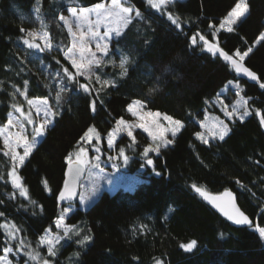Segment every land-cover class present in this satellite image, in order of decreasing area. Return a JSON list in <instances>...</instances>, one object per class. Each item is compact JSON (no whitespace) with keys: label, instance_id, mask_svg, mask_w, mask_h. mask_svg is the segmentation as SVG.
Masks as SVG:
<instances>
[{"label":"trees","instance_id":"obj_1","mask_svg":"<svg viewBox=\"0 0 264 264\" xmlns=\"http://www.w3.org/2000/svg\"><path fill=\"white\" fill-rule=\"evenodd\" d=\"M110 1L0 0V126L7 124L14 104L25 105L28 100L47 99L56 113L45 138L19 169L27 196H21L12 184V160L0 151V254L7 242L8 225L19 229L16 233L34 246L47 231L57 232L56 219L66 207L59 201L66 157L82 147L81 137L89 127L96 126L100 134L108 135L116 120L131 117L128 105L140 100L145 110L184 124L173 145L163 148L161 155H153V168L162 175L151 169V176L135 190L105 192L88 210L77 208L66 222L80 235L71 233V239L62 240L57 254L49 256L51 263L155 264L159 259L164 264H264V239L255 227H264V129L256 114V110L264 114V88L260 87L264 83V41L256 45L264 32V0H248L250 12L244 21L233 32L220 33L216 30L234 0H175L160 10L147 0H124L141 15L137 17L134 11L129 27L113 40L105 61L111 58L114 63L97 68L101 82L92 78L89 96L78 84L69 83L62 72L67 67L75 74L63 56L72 39L59 16L73 7L90 8ZM169 13L179 18L181 28L172 24ZM38 27L49 34L53 45L49 52L23 44L21 29ZM197 33L210 42L216 39L233 56L237 49L251 48L243 62L256 73L259 83L240 80L199 39L192 46L190 37ZM122 56L129 60L125 76L118 66ZM103 80L113 83L103 85ZM229 81L241 85L253 113L245 121L234 122L224 141L203 144L195 136L199 123L207 105L222 94ZM65 84L69 90L60 92ZM90 99L97 100L95 112L90 110ZM138 135L146 140L139 145L142 151L148 137ZM128 142L123 136L117 147H128ZM142 163L137 160L135 168ZM193 184L211 195L225 190L235 193L254 227L237 229L215 214ZM84 235H91L92 240L85 245L76 243ZM192 240L197 241L193 250L181 247ZM24 261L22 257L13 264Z\"/></svg>","mask_w":264,"mask_h":264},{"label":"snow or ice","instance_id":"obj_2","mask_svg":"<svg viewBox=\"0 0 264 264\" xmlns=\"http://www.w3.org/2000/svg\"><path fill=\"white\" fill-rule=\"evenodd\" d=\"M175 0H147V3L151 5L152 8L159 9L161 5L174 3ZM112 8H106L103 5H96L94 9H80V14H77V8L73 7L70 9L71 14L73 17L76 18V20L79 22V28L80 32L79 35H77V32H74L72 29V22L68 20L65 16L60 15L59 20L63 21L65 25L68 26V31L72 35V45L71 47H68L64 52L63 56L66 60L70 61V64L73 68H75V74L69 70V68L64 67L62 69V72L65 74L66 79L69 83H76L79 85V88L84 92L89 94V96L92 95L93 87L91 84V80L93 77H95V80L99 83L101 82L100 75H97L95 71L93 70V66L100 67L102 64L105 63H114L111 58H109L108 61L104 60V57L108 56L109 54V44L108 40L111 37V34L114 32L116 36L121 35V30L123 28H127V26L131 23L132 17L129 15L134 11L132 7H124L121 5L120 0H112ZM95 12L96 14V20L95 22H91L89 20V15L91 12ZM36 12H39V8L36 9ZM250 12V6L248 3V0H234L233 5L230 7V10L227 12L224 20L219 24L220 29H225L228 32L234 31V26L238 25L239 23H242L246 16ZM135 15L139 17L141 13L139 10H135ZM168 19L174 24L178 29L181 28V24L179 21V18H174L171 13L168 14ZM107 21L105 24L106 32L101 35L97 29L104 23V21ZM87 23L88 29L87 32L84 31L83 25ZM209 27H213V25H209ZM22 32L26 31L24 29H21ZM23 41V44H25L29 49H37L41 52L44 51H51L53 49V45L49 40V34L48 32L44 31L42 33L32 32L28 31L26 32V36L21 38ZM198 39L200 41H203V48L206 49L207 52L211 53L213 56H215L217 53H219L220 56L223 57L225 61L230 62L232 67L235 69L237 73H242L245 76L251 78L252 80H259V77L256 75V73L252 72L249 68L245 67L243 65V61L245 58L249 55V53L252 51L251 48H248L247 51L241 52L239 49H237L233 55H230L229 53L225 52L218 43H210L208 39L205 38V36L200 35L199 33L193 35L190 37V43L192 46H196L198 43ZM37 40H41L44 42L43 47L40 43H37ZM95 41V47L96 50L103 55L100 58H97L96 52H92L88 48V44L91 41ZM261 41H264V33H261L259 38L257 39L256 43H260ZM88 53L87 57L85 56V53ZM238 58V59H237ZM59 63V61H57ZM129 63L127 56H122L119 62V68L122 70L121 75L125 76L128 73V68L126 65ZM59 76L60 73H57ZM79 77H84L88 82L86 83H80ZM63 83V81H61ZM113 83L109 80H103V85H109ZM229 84H232V81L228 82ZM25 84H27V81H25ZM236 87L239 88V84H236ZM261 88H264V83L260 84ZM69 88L67 84H65L63 87H61L60 92L68 91ZM19 91V90H18ZM23 94V93H22ZM98 94V93H97ZM57 99H59V94L57 95ZM33 100H28V104L30 106L33 105ZM102 104L103 101H100ZM248 100H245L242 98V100H237L236 104L232 106V110L228 111L226 114L229 118L233 116H237L240 121H243L247 116L252 115V113L248 110L247 107ZM13 107L15 108L16 105L14 104ZM89 107L92 112L96 111L97 107V100L96 99H90L89 100ZM227 108V105L224 106ZM45 108L47 109V105L45 104ZM143 108V104L140 100H135L131 104L128 105L127 111L131 113L133 116H138L140 123L136 124H129L127 121L121 117L115 125V128L112 132L108 134V147L111 148L114 141L116 140L117 136L120 133H126L128 137H131L133 141H135V136L133 135V129L134 128H141L144 132L148 133V135L152 138V140L155 143V146L149 145L143 149V156L149 157L150 153H156L157 155L160 154V148L165 147L167 148L169 145L173 144L175 137L177 136V133L180 132L181 129L184 128V124L180 120H173L171 116L164 115L163 119L168 121L170 123V127L164 128L162 127L157 121L158 118L161 117V113L159 112H147L142 113L139 111V109ZM243 110V111H241ZM23 115V112H21ZM37 114H39V109H37ZM256 114L260 117V122L262 125H264V114H261L260 110H256ZM56 115V113L45 110L44 112V122H42L37 128L33 131L32 140L29 141V138L27 135H24L25 132V125L22 121L17 120L14 124L13 120L11 118L7 121L6 127H0V137H3V145H4V155L10 156L11 160L13 162L12 171L10 173L12 177V184L20 189V195L21 196H27V189H25L21 182L20 177L17 175L16 171V164L23 165L25 162V159L31 154L33 148L35 147L37 141V137H41L44 135L45 131L47 130V125L52 123V119L49 118V116L53 117ZM27 123L33 124L34 121L32 119L31 114L29 113L26 116ZM150 120V123H149ZM11 127H17L19 128V131L15 133H10L7 129ZM201 127H205V125L202 123ZM231 129L228 127L227 124L223 123V121L220 122L219 126L213 125V128L209 130V135L213 139H218L219 141H224L225 137L228 136ZM170 132L173 139H167L166 133ZM196 138L202 142L203 144H208L209 140L206 138L204 132H196L195 133ZM100 139L99 134L96 132V129L94 127H89L88 130L84 133V135L81 137L82 141H86L87 143L91 144L93 139ZM17 147H23V155H20L16 152ZM96 153H100V148H95ZM87 156V150L83 147L79 148L78 153L75 154V163L76 167L73 168V154H69L66 159L68 162V173L71 177V180L66 181L64 185V191H61L59 193V199L61 201H71L76 196V181L77 178L81 175L82 172V166L87 163L85 159L82 157ZM120 156H123V161L125 164L128 163V156L124 154V150L120 149ZM109 160L115 161L116 159H119L118 157H108ZM96 163L95 167L100 168V156L97 155L95 157ZM147 165H153V160L151 158H148L146 160ZM113 167H116L115 162L113 163ZM155 175L160 176L162 173L159 171H156L155 168L152 169ZM2 178V177H0ZM239 183V181H237ZM193 189L199 193L202 197H204L206 200H208L214 207L219 209L221 213H223L224 216H226L230 221H233L235 224H247L251 225L253 224V221L249 219L247 215H245L244 212H242L235 204V197L231 191L225 190L223 193L219 195H211L206 190H204L201 187H198L197 185H192ZM99 194L98 188H93L90 192L89 196L85 198L83 195L80 196V200L89 203L93 200L94 197H97ZM32 203H35V201H32ZM72 210L71 203L68 204L67 207L64 208V215H61V217L57 221V226L60 227L62 225L63 220L65 219V215L69 213ZM169 211H173V209L169 208ZM0 215H3L0 213ZM256 230L259 232V235L264 238V227H260L258 224L255 226ZM19 229H16L13 225L11 230H9V237L11 240H16L15 232H18ZM70 233H74L76 236L80 235L79 230L75 228V226H64L63 227V235H56V236H49L45 235L40 238L39 243L47 246V252L50 256H55L57 254L56 246L60 244L61 240H64L65 238L71 239L72 237L69 235ZM92 240L91 235H84L81 239L76 241V243L80 245H85L89 241ZM23 241L19 242L18 248L19 251H23ZM197 245L196 240H192L190 243L182 244L181 247L185 249L186 251L193 250ZM3 254H0V264H13V261L15 257L13 256V259H9V255L14 253V247L5 245L3 248ZM25 255L29 258L30 261H36L40 260V254L38 252H27ZM74 255H78V253H75ZM41 264H50V262L47 259H42ZM155 264H164L162 260L157 259Z\"/></svg>","mask_w":264,"mask_h":264},{"label":"rangeland","instance_id":"obj_3","mask_svg":"<svg viewBox=\"0 0 264 264\" xmlns=\"http://www.w3.org/2000/svg\"><path fill=\"white\" fill-rule=\"evenodd\" d=\"M120 3L124 7H129L128 5H125L124 0H120ZM99 5H103L104 7L109 8V9L113 7L112 0L110 2H107V3H100ZM95 6L96 5L90 6V8H86V9H94ZM163 6H165V4L161 5L160 8H162ZM160 8L157 9V10H160ZM70 9H69V13L68 14H66V15L62 14V15L65 16L68 20H70L72 22L73 31L77 32V35H79V32H80L79 22L76 20L75 17L72 16ZM80 9H85V8H79V9L77 8V14L78 15L80 14ZM153 9H156V8H153ZM134 11L129 14L132 17V19H133ZM132 19H131V22H132ZM89 20L91 22H93V23L95 22L96 14H95L94 11L90 13ZM62 23H63L65 29L68 30V26L65 25L63 21H62ZM106 23H107V21L105 20L104 23H102V25L97 29V31H99V33L101 35H103L106 32V30H107L106 27H105ZM236 26H234V28ZM83 27H84V31L87 32L88 24L85 23L83 25ZM128 27H129V25L127 26V28ZM127 28H123L121 30V35L123 34V32ZM226 28H227V26L225 27V29H220L218 27L217 30H216V33H220V31L228 32L226 30ZM28 31L42 33L45 30L42 29V28H39V27L37 29H26V31H24V33H23L24 37L26 36V32H28ZM69 35H70V39L73 40L71 33H69ZM117 38H119V36H116L115 33L113 32L111 34V37L107 41L108 44H109V50H108L109 53H110V50H111L110 47H111V45L113 43V40H115ZM36 42L40 43L41 46L43 47V45H44L43 41L37 40ZM199 42H201L203 44L202 41H199ZM262 42L263 41H261L260 43H262ZM95 43L96 42L94 40L91 41L88 44V48L92 52H96L97 58H100L103 54L96 50ZM210 43H214L215 44L216 43V39L214 41L210 42ZM260 43H256V45H259ZM71 45H72V42H71ZM35 50H37V49H35ZM87 55H88V53L86 52L85 56L87 57ZM105 58L106 57H104V60H105ZM97 68H99V67L93 66V70L95 71L96 74H97V71H98ZM73 69H74V71H76L75 68H73ZM236 84H237L236 82H233L232 84H228L227 87L222 92V94L219 95L218 98L214 99L212 101V103H209L207 105V109L205 110L203 120L199 123V125H200V131L199 132H204L205 133L206 138L209 140L208 144L218 140V139H213L209 135V130L213 128V125L219 126L220 122L223 121V123L227 124L228 127L231 129V125L234 124V122L240 121L237 116H233V117L229 118L227 116V114H226L228 111L232 110V106L234 104H236L237 100H242V98L245 99V100H248V98L246 96H244V92H243V89H242L241 85H239L240 87L237 88ZM231 91H233V93H231ZM33 102L34 103H33L32 106H30L28 104V102L25 105H20V104L16 105V107L13 109V111L9 115V117L13 120L14 124H15V122L17 120L22 121L24 123L25 132L23 134L28 136L29 141L32 140L34 129L37 128L42 122H44V119H45L44 112H45V110L49 111L50 113L54 112L53 104H51L50 101L47 100V99L33 100ZM45 104L47 105V109L45 108ZM225 105H227V108L224 107ZM247 107H248V110L251 113H253L252 108L249 105V100H248ZM37 109H39V114H37ZM139 111L142 112V113H147V112L155 113V111H150V110L147 111V110H145L144 106H143L142 109H139ZM241 111H243V110H241ZM21 112H23V115L21 114ZM29 113L31 114L32 119L34 121L33 124L27 123L26 116ZM159 113H161V112H159ZM129 114H130L131 117L127 118V119H124L125 121H127L129 124L140 123L138 116H133L131 113H129ZM164 115L165 114L161 113V117L158 118L157 122L162 127L168 128V127H170V123L163 119ZM55 116H54V118H55ZM249 116H251V115H249ZM249 116H247L243 121H245L247 118H249ZM49 118L52 119V123H53L54 118L51 117V116H49ZM118 120H116V122ZM173 120H176V119L173 118ZM52 123L47 125V130L51 127ZM149 123H150V120H149ZM202 123L205 125V127H201ZM6 126H7V124L5 126H0V127H6ZM94 128L96 129V132L99 134L100 139L97 140V139L94 138L91 144L87 143L86 141H82L83 143L81 145L83 148H85L87 150V156L86 157H82L83 159H85L87 161V163H85L83 165L86 168V175L84 177L85 179L81 182V185H80L81 192H80V195H79V197L77 199L78 203H77V205H72L71 204L72 205V210L65 215V219L63 220L62 225L60 227H58L57 226V221L61 217V215H64V209L62 210L63 212L61 213L59 218L56 219V230H57V232L53 233V232L47 231L46 234L49 235V236L63 235V227L64 226H71L70 224H68L66 222L67 217L71 213L75 212V210H77V208H81L82 210H88L89 207H91L93 204H95L98 201V198L103 193H105V192L115 193V192H118L119 190H126V191L135 190L139 185H141V183H143V182H145L147 180V177L151 176L152 171L150 172V170L153 169L155 164L153 163V165H147L146 160L148 158H151L153 160V162H154L153 155H156V156L161 155V153L159 155H157L156 153H150L149 157L146 158V157L143 156V150L139 151L140 143H142V142L145 143L146 140H145L144 137H141L140 135H138V132L144 133L148 137V141L146 142L144 148L149 146V145L155 146V143H157V142H154L152 140V138L148 135V133L144 132L143 129H141V128L137 127V128L133 129V135L135 136V141H133L131 137H128L126 133H120L117 136V138L114 141V143H113L111 148L108 147V135L104 136V135L100 134V132L97 130L96 126ZM113 129L110 132H112ZM7 130L10 133H15V132L19 131V128L11 127V128H8ZM47 130L45 131L43 136L36 138L38 143H36L35 147L45 138L44 136H45ZM180 132H181V130H180ZM180 132H178L177 135ZM230 133H231V131L229 132V134ZM123 136L127 137V139L129 140L128 147L124 146V145H121V146L117 147V142ZM166 138L167 139H173L170 132L166 133ZM171 145H173V144H171ZM171 145H169L168 147H170ZM35 147L33 148L32 152L34 151ZM97 147L100 148V153H96L95 152V148H97ZM163 148H165V147H161L160 148V152H161V150ZM3 149H4L3 137H0V151H2L4 153ZM120 149H123L124 150V154L128 156V163L127 164L124 163L123 156H120ZM23 151H24L23 147H17L16 148V152L19 153L20 155H23ZM78 151H79V149H77L75 151V153H73V162H75V154L78 153ZM32 152H31V154H32ZM97 155L100 156V161H99L100 168H96L94 166L95 163H96L95 157ZM109 156H112L114 158L119 156V159H116L115 161L109 160L108 159ZM7 157L11 160L10 156H7ZM27 158L25 159V161L27 160ZM137 160L138 161H140V160L143 161L142 166H140V168H135L134 164H135V162ZM114 162L116 164V167H113V163ZM21 168H22V166L17 163L16 164L17 175H18V172L20 171L19 169H21ZM10 180L12 181V177H10ZM94 187L99 189L98 196L94 197L93 200L91 202H89V203H85V202L81 201L80 200V196L83 195L85 198H87ZM67 206L68 205H66V207ZM11 228H12V226L8 225L6 227V229H5L6 230V234L8 235L6 244L9 245V246H13L14 247V253L9 255V259H12L13 256H14L15 259H16V260H14V262H15L17 260H20L22 257H24L25 258L24 264H41L42 259H47L50 262V264H52L50 259H49L50 255L47 252V246L46 245H43V244H40V243H38L36 246L31 245L26 239L24 240L16 232H15L16 240H11L10 237H9V230H11ZM20 241L24 242L23 243V251H19V248H18V245H19ZM57 247H58V245L56 246V248ZM42 250H44V251H42ZM27 252H38L40 254L41 259L40 260H36V261H30L29 258L25 255V253H27Z\"/></svg>","mask_w":264,"mask_h":264},{"label":"water","instance_id":"obj_4","mask_svg":"<svg viewBox=\"0 0 264 264\" xmlns=\"http://www.w3.org/2000/svg\"><path fill=\"white\" fill-rule=\"evenodd\" d=\"M209 53V52H208ZM209 54H211V53H209ZM215 56H217V57H219L220 59H222L223 61H225L224 59H223V57L222 56H220L219 55V53H217ZM235 58V57H234ZM227 64H229L230 66H231V68H233L232 67V65L230 64V62H228V61H225ZM243 63V65L245 66V67H247L246 66V64H244V62H242ZM234 69V68H233ZM235 70V69H234ZM237 73V72H236ZM237 75H238V77H239V79L240 80H244V81H247L249 84H251V85H254V84H258L259 83V80H252L251 78H249V77H247V76H245L244 74H242V73H237ZM259 117V116H258ZM259 120H260V117H259ZM261 126L263 127V129H264V125H262L261 124ZM68 167H69V165H67V169H66V172H65V182L66 181H69V180H71V177L69 176V173H68ZM72 167L73 168H75L76 167V163L75 162H73V164H72ZM85 175H86V168L84 167V166H82V172H81V175L77 178V181H76V184H77V187H76V196L71 200V201H61L60 199H59V201L63 204V205H68L69 203H71V204H74V203H76L77 202V199H78V197H79V195H80V192H81V189H80V185H81V182L85 179L84 177H85ZM65 185V184H64ZM63 191H64V187H63ZM233 193V192H232ZM233 195H234V197H235V204H236V206L243 212V210L241 209V207H240V205L238 204V202H237V196H236V194L235 193H233ZM202 197V196H201ZM202 199H203V202L205 203V205H208L214 212H215V214H218V215H220L223 219H225V220H227V221H230L226 216H224L223 215V213H221L220 211H219V209H217L216 207H214L208 200H206L204 197H202ZM245 215H247V214H245ZM248 216V215H247ZM249 217V219L250 220H252L251 218H250V216H248ZM253 221V220H252ZM231 223H232V225H234L237 229H239V228H248V229H250V228H252V227H254V221H253V224H251V225H247V224H240V225H238V224H235L233 221H230Z\"/></svg>","mask_w":264,"mask_h":264}]
</instances>
